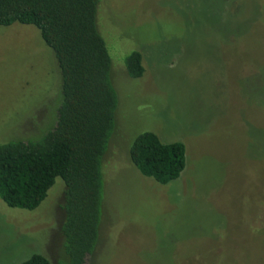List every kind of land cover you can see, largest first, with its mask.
Returning <instances> with one entry per match:
<instances>
[{"label":"rangeland","instance_id":"rangeland-1","mask_svg":"<svg viewBox=\"0 0 264 264\" xmlns=\"http://www.w3.org/2000/svg\"><path fill=\"white\" fill-rule=\"evenodd\" d=\"M98 29L119 105L88 264H264V0H100ZM134 51L139 80L125 67ZM61 79L37 28L0 26V145L54 128ZM146 131L186 145L178 180L160 185L132 163ZM64 192L57 179L32 212L0 199V264L67 260Z\"/></svg>","mask_w":264,"mask_h":264},{"label":"trees","instance_id":"trees-1","mask_svg":"<svg viewBox=\"0 0 264 264\" xmlns=\"http://www.w3.org/2000/svg\"><path fill=\"white\" fill-rule=\"evenodd\" d=\"M100 0H0V26L33 25L61 71L57 123L39 140L0 145V199L13 209L35 211L57 179L65 185L62 226L67 260L88 264L101 236L106 194L104 162L116 130L118 93L113 62L98 29ZM128 75L142 79L143 55L125 59ZM139 172L160 185L178 180L187 167L183 142L165 143L150 131L130 146ZM20 264H52L41 253Z\"/></svg>","mask_w":264,"mask_h":264}]
</instances>
